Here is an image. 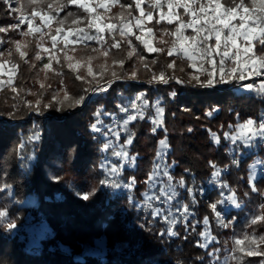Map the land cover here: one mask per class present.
<instances>
[{
	"label": "trees",
	"instance_id": "1",
	"mask_svg": "<svg viewBox=\"0 0 264 264\" xmlns=\"http://www.w3.org/2000/svg\"><path fill=\"white\" fill-rule=\"evenodd\" d=\"M149 1L142 4L145 10L150 6ZM14 2L12 4L17 11H11V3L5 4L0 0V27L8 29L0 32V63L7 61L6 64L12 67L18 65L14 85L22 89L19 95L8 87L0 90V211L6 213L0 218V264H217L209 252L219 257L220 264L229 251H232V257L237 258L231 259L229 264H260L264 256H246L234 251V241L253 232L264 234V222L249 223L254 215L264 211L260 208L264 197L253 192L249 185L252 165L262 162V159L264 169V145L255 142L247 148L241 144L234 151L231 137L237 127L249 118L257 123L264 118V92L260 91L261 88L245 89L246 83L235 78L227 83H215L212 87H201L189 78L193 74L200 75L198 59L193 67L191 61L181 59L175 53L167 54L175 37L164 35V32L174 30L175 22L171 25L166 20L156 23L159 15L155 9L153 19L147 25L159 38L154 39L155 48H162L163 52H149L134 35L130 36L128 39L135 46L136 54L131 59L127 58L130 49L126 42H122L119 49H111L106 58L107 71L101 78L99 66L105 63V58L91 51L100 45L94 41L87 42L88 47L78 44L76 51L71 52L76 60L87 55L99 56L92 61L97 78L90 85L76 79L77 73L67 67L64 52L60 51L63 46L57 45L53 49L52 41L45 35L52 70H43L42 58L35 59L41 50L37 44L43 41L38 35H21L27 30L26 22L16 29L10 26L18 24L21 15H30L33 8L50 11L46 5L54 4L55 0H43L36 5H31L29 0ZM129 4H133V0H119L110 11L105 12L102 8L98 11L105 18L123 13L125 19L135 23L133 17L140 15L139 10L134 6L131 9L120 7ZM69 12L86 15L75 5H67L62 11H54L53 15L56 20H63ZM179 12L183 10L179 9ZM57 26L54 21L53 34ZM63 27L75 26L69 18ZM133 32L139 35L138 29L133 28ZM116 38L119 40V35ZM161 40L165 43H160ZM14 41L27 44L26 48L22 47V51L27 53L25 59L22 60L16 52ZM111 42L109 39L108 43ZM254 50L262 54L258 44ZM54 56L59 57V64L52 58ZM141 56L147 68L140 62ZM113 59H123V67L113 66ZM154 60L156 63H152ZM173 61L175 67L169 68L168 64ZM231 66L229 61L226 68ZM204 67L211 69L212 65L205 64ZM113 71L117 78L107 91L95 95L93 91H84L113 79ZM133 71L136 72L135 79L131 78ZM161 71L184 82L170 79L167 84L149 83L153 74L158 75ZM57 72L62 75H57ZM79 75H86L85 68H80ZM200 79L206 80V74L200 75ZM216 79L219 80L218 75ZM65 88L70 99L61 105L53 96L59 92L58 99L63 100L65 93L62 89ZM172 92L176 95H170ZM141 93L149 100L148 109L143 119L137 115V119L127 125L128 132L134 133L127 151L130 157H135V166L129 163L116 175H109L110 182L116 181L121 186L101 185L100 180L105 179L107 170L111 168L107 156L113 152L111 147L103 149L105 140H112V134L105 137L102 132L111 128L113 132L120 133V142L124 143L128 132L122 134L119 131L115 116L124 121L134 109L129 108L125 113L120 107L129 105ZM81 95L85 96L84 102L73 105V100ZM37 99L41 101L38 111ZM157 100L164 108L163 123L153 132L154 125L149 117L155 115L152 105ZM48 104L51 106L45 107ZM98 112L101 115L97 116ZM209 112L212 114L207 115ZM98 119L102 121L97 125L101 132H94L91 125ZM112 125L114 127H110ZM33 133H38L39 138L29 141ZM165 137L170 146L167 163L173 166L170 173L176 182L181 177L185 180L179 201L189 206L186 215L173 212L177 218L173 231L179 233L177 236H169L168 224L161 216H153L152 209L143 203L145 194L150 193L149 174L157 162L158 144ZM212 164L216 167L213 168ZM217 170L221 171L220 175L209 187L212 173ZM132 178L134 183L127 186ZM253 183L264 192V174ZM160 187L157 186L153 193L159 194ZM189 188L193 190L191 193ZM93 191L94 195H90L88 200L80 198V195ZM227 193H235L239 208L229 204ZM221 199L225 203L217 205V211H222L225 223L231 221L226 228L220 226L210 207ZM152 204L159 207L155 200ZM205 217H208L207 224ZM9 222L16 227L9 229ZM32 225L47 229L37 241L28 229ZM208 225L216 240L202 248L198 243H204L201 233ZM100 239L104 243L98 247L96 241ZM243 246H248L247 241ZM260 248L264 251V245Z\"/></svg>",
	"mask_w": 264,
	"mask_h": 264
},
{
	"label": "snow or ice",
	"instance_id": "2",
	"mask_svg": "<svg viewBox=\"0 0 264 264\" xmlns=\"http://www.w3.org/2000/svg\"><path fill=\"white\" fill-rule=\"evenodd\" d=\"M5 4H9V0H3ZM43 0H29L31 5H36L42 3ZM119 3V0H111V3H106L105 0H55V3H48L46 6L50 10L45 13L42 11H37L33 8L30 12L29 17H25L21 15L20 21L16 25H11L10 27L16 29L22 23H27V30L22 32L21 35H37L39 34V39L43 41L45 35L49 37L52 41L51 47L55 49L57 47V37H60V42L63 43L64 47L60 49V51L64 52V60L67 63V67L71 69L73 72L77 73L76 79L81 80L85 83L92 84L93 81H96L97 73L94 72L92 67V61L95 59H99V56L87 55L85 57H81L79 60H75L74 57L68 55V51L75 52L76 49L73 47L71 49L68 48L69 45L75 44H83L85 47H88L89 41H94L100 47L92 48L91 51L93 53H99L101 56L105 58V63L100 65L99 75L101 78L103 74L107 71V57L110 55V51L113 48L119 49L121 47L122 42H126L129 46V51L127 53V58L131 59V57L136 54V48L132 45L131 39H128L130 36H135L136 40H139L144 47L149 52H163L162 48H155L150 46L148 41L144 40L141 35H136L133 32V28L140 30V32H144V24L145 21L151 22L153 19V10H158L159 18L156 20V23H160L161 21H165L168 24H173L175 22V28L171 32L165 30L164 35H172L175 39L172 41L171 47L167 49L168 55H173L174 53L181 59H187L191 61V66H196L197 59L199 60L200 67V75L207 76V79L201 81L200 75L193 74L191 76L192 80H195L197 84L201 87H212L215 83H227L231 79H239L244 80L245 72L247 69H251L252 75H264V73L260 72V69H264V0H151L150 6L147 10L142 7V4L145 3V0H133V4L129 5H120L122 9L128 8L131 9L133 6L139 10L140 15L137 17H133L135 23L132 20H128L124 18L123 13L118 14L117 17H108L105 18L102 13L97 11L100 8H103L105 12L110 11L111 7L115 6ZM67 5H75L77 8L81 9L83 13L86 15L78 16L75 13L69 12L65 19L56 20V17L53 15V12L56 10H64ZM11 11H17L15 8H11ZM165 8L167 11H165ZM177 9H182L183 12L176 11ZM128 15L131 16V12H128ZM187 17V19H185ZM39 19L40 24L43 25H34V21ZM71 18V23L75 27H70L65 31L64 24L67 19ZM116 20L117 22H113ZM55 23L58 25L54 29V34L52 31V24ZM84 25L81 27V25ZM48 28V32H44L43 29ZM191 29V35H185V30ZM8 31L7 28L0 27V32ZM149 34H153V30L151 28L147 29ZM63 33V35H62ZM119 35L120 39L118 40L116 37ZM111 39V44L108 43V40ZM260 46L261 55H257L255 49V44ZM16 52L19 54L20 58L23 60L27 56L25 51H22V47L26 48L27 44H23L20 41H14ZM160 43H165V41L161 40ZM37 47L42 49L44 52H48L47 48H44L43 43H38ZM11 51H9V55H11ZM2 55V53H0ZM216 57H219L217 60ZM42 57L39 52L36 53L35 59L40 60ZM56 60V63H60L59 57H52ZM231 61V67H227V63ZM27 62V61H25ZM140 62L144 64V67L147 68L148 65L144 63V58L140 57ZM5 63H8L5 61ZM152 63H156V61H152ZM113 66L119 65L123 67L124 60H116L112 61ZM205 64H211L212 68L204 67ZM34 66V65H33ZM4 67V64H0V69ZM83 67L86 70V75H79V69ZM169 68L175 67V61L168 64ZM18 70V65H13V73L8 77L7 81L0 80V90H3L4 87H8L12 92L19 95V92L22 89H17L14 85V76L15 72ZM43 70H52L51 68V59L49 63L44 64ZM57 75H62L61 72H57ZM113 79L117 78L116 72L113 71L111 73ZM217 75L219 76V80L216 79ZM88 77L92 79L89 80ZM131 78H136V72L133 71L131 74ZM170 79H175L177 83H183L184 81L180 80L175 76H167L163 71H161L158 75L153 74L151 81L149 83L155 81L158 83L167 84ZM63 83V81H61ZM110 86L112 81H107ZM44 87V84L41 83V88ZM246 88L252 89L253 84L245 85ZM65 93L64 99L59 100V92H56L53 96L54 100H57L61 105L64 104L65 101L69 100L70 97L67 93L66 88L62 89ZM87 91L93 92H103L107 91L105 87H92L90 89H85ZM261 92H264V85L261 86ZM31 94V93H29ZM170 95L175 96L176 93L172 92ZM85 100V96L81 95L78 99L73 100V105L82 104ZM141 101L140 104H137L135 101ZM40 99H37V111L39 110ZM31 106V105H29ZM51 105H45V107H50ZM149 100L146 98L144 93L136 96L135 100L132 101L129 105L121 106L120 110L122 112L127 113L129 108L136 109L137 115L143 119L145 111L148 109ZM15 107V105H14ZM153 109L155 110V115L149 117L150 121L154 125L152 131L155 132L157 127L162 125L163 123V113L164 108L160 107V101L157 100L153 105ZM209 112L207 115H211ZM97 116L101 115V113H96ZM137 115L129 114L127 118L123 121L122 127L126 132H128L127 125L129 121H134L137 119ZM102 124V121L99 119L97 123L91 125V129L94 132H101V128L97 125ZM242 129V134L247 135V139L244 141L246 146H251L250 141L252 138L259 136L260 138H264V118H261L259 123L255 120L249 118L244 122L243 125H239ZM246 130V132L244 131ZM191 132V129H188ZM111 133L117 139L119 138V133L113 132L111 128L108 129L107 132H102V135L105 137ZM215 138V133L212 134ZM134 133L128 132L127 139L124 144L117 146L113 144L112 140L106 139L103 144V149L107 150L108 148H113V155L116 157L127 158L129 163H134L135 157H128V153L126 151V145L132 143ZM225 137L228 138V134H225ZM39 138L38 133H33L32 136L28 138L29 141L35 140ZM233 141H235L236 137H231ZM21 148L24 147L23 144L20 145ZM170 146L168 145L167 137L161 139L158 144L156 158L158 162H155L153 165L152 172L149 174V180H154L155 177H167V183L163 180L160 181L161 187L159 188V194L153 193L151 196L145 194L144 197V206L152 209L153 216H161L164 221L168 224L167 234L169 236H177L179 233L173 231V226L177 223V218L173 215L172 205L169 203L170 201L176 198V186L180 187L185 186V180L181 177L176 184L172 183V176L169 174L168 165L164 163V157L167 155ZM236 163V161H233ZM211 164V162H210ZM213 168L216 166L214 164L211 165ZM102 168H106V165H102ZM123 165L120 167L112 166L107 170L105 179L100 180L101 185H107L111 183L112 187L121 186L116 181H109V175H116L122 170ZM220 173L218 171H214L212 173L213 178H218ZM58 179V178H57ZM254 174L249 175V185L253 192L259 193L262 197H264V192H261L258 188L255 187L253 183ZM134 183V178L129 182L127 186H131ZM223 187H227V185H223ZM151 191V188H150ZM193 190L191 188L188 189V192L191 193ZM78 195H80L78 193ZM90 195H94V191L92 193H84L80 195V198L83 200H88ZM247 196L248 194L245 193ZM163 197V204L166 207H153L152 201H161ZM227 200L239 208L240 204L237 202L235 193L233 195L227 197ZM225 201L223 199L218 200L216 203L211 204L210 207L212 211L215 213L218 222L221 227H228L231 224V221L225 223L224 218L222 216V211H217V205L224 204ZM183 209L182 214L186 215L189 211L188 205H182ZM181 208H177L176 211H181ZM260 208L264 210V204L260 205ZM6 216V213L0 211V218ZM205 224L208 223V217L204 218ZM264 222V211H262L258 215H254L252 219L249 221L250 225H256L258 223ZM7 227L9 229L15 228L16 225L12 222H9ZM164 233L162 232L161 235ZM201 236L204 237V243H198L199 247L207 248L209 240H215V237H212L207 232L201 233ZM247 241L248 246L244 247L243 245ZM104 243L103 239L97 240V246H102ZM235 248L234 251H239L244 253L246 256H264V251H261L260 246L264 245V234L256 235L255 232L252 234H245L243 239H235L234 241ZM208 255L213 258V260L219 262V257L215 255L214 252H209ZM231 259H237L235 256L231 257ZM241 260L243 257L240 258ZM228 258H225V264H227ZM260 264H264V260L260 261Z\"/></svg>",
	"mask_w": 264,
	"mask_h": 264
},
{
	"label": "rangeland",
	"instance_id": "3",
	"mask_svg": "<svg viewBox=\"0 0 264 264\" xmlns=\"http://www.w3.org/2000/svg\"><path fill=\"white\" fill-rule=\"evenodd\" d=\"M145 1H149V0H145ZM105 2L106 3H111V0H105ZM150 3H151V1H149ZM9 3H11V8H15V9H17V7L16 6H13V4L12 3H15L14 2V0H9ZM103 9V8H102ZM99 10V9H98ZM97 10V11H98ZM165 11H167V9H165ZM176 11H178L179 12V9H177ZM19 12H20V9H19ZM47 12H49V11H46L45 13H47ZM25 17H29L30 15L29 14H27V15H24ZM153 16H154V14H153ZM149 22L148 21H145V24H144V32H140V30H139V35H141L142 37H143V39L144 40H146V41H148V43L150 44V46H152V47H155L154 46V44H153V42H154V39L155 38H157V39H159L158 38V36H156V34L153 32V34H149L148 32H147V29H149V27H148V24ZM34 25H40L41 27H43V25H41L40 24V21H39V19L37 18L35 21H34ZM81 27H83V26H81ZM47 29L48 28H44L43 29V31L44 32H47ZM189 30L191 31V29H186L185 30V35H191L192 34V32L190 33L189 32ZM65 31H67V29H65ZM38 36H39V34H37ZM62 35H63V33H62ZM45 37V36H44ZM57 40H58V43H57V45H61V46H63L64 47V45H63V43L62 42H60V40H61V38L59 37V38H57ZM254 43V42H253ZM43 45H44V48H47L48 50L50 49L49 48V45L47 44V42H45V40H44V38H43ZM76 45H78V44H75V45H69L68 46V48L69 49H71V48H76L75 46ZM22 50V49H21ZM71 52L72 51H68V55L69 56H72V54H71ZM257 54V53H256ZM40 55H41V57H42V60H43V62H44V64H46V63H49V60H50V51H48V52H44L42 49L40 50ZM257 55H260V54H257ZM73 57V56H72ZM76 60V59H75ZM0 64H4V67L2 68V69H0V80H3V81H7L8 80V77L10 76V75H12V73H13V67L12 66H10V65H8V64H6V63H0ZM80 70V69H79ZM260 72L261 73H264V69H260ZM246 78L243 80L244 81V83H246L245 85H247V84H253V88L252 89H260L261 88V86L263 85V83H264V75H252L251 74V69L249 68V69H247L246 70ZM175 74V73H174ZM191 76L192 75H190L189 76V78H191ZM188 77V76H187ZM112 82H113V80L114 79H110ZM109 81V80H108ZM107 81H105V82H102L100 85H102V84H104V83H106ZM100 85H99V87H100ZM245 85H244V87L243 88H245V89H248V88H246L245 87ZM248 90H250V89H248ZM95 93H98V92H95ZM137 104H140L139 103V101L138 100H136L135 101ZM131 115H137V112H136V109H134V110H132L131 112ZM115 125L116 126H118L119 127V131L122 133V134H125V133H127L125 130H124V128L122 127V124H123V120H121L120 118H118V117H116L115 116ZM240 125H243V124H240ZM110 127H114L113 125L112 126H110ZM245 132H246V130H244ZM117 133H119V132H117ZM248 135H250V134H247V135H244V134H242V129L238 126L237 127V131H236V133L233 135V137H236V139H235V141H233L232 140V148L234 149V151L235 150H238L239 149V146L241 145V144H244L245 145V143H244V141L247 139V136ZM113 136V135H112ZM112 141H113V144L115 145V146H117V150H118V145H121V144H124V143H121L120 142V133H119V138L117 139L115 136H113L112 137ZM255 142H258V144L259 145H264V138H260L259 136H257V137H254V138H252V140L250 141V144L252 145L253 143H255ZM127 147H128V145H126V151H127ZM245 147H247V148H249L250 146H246L245 145ZM129 151H127V153H128ZM128 157H130V154L128 153ZM261 161L262 162H258V163H255V164H253L252 165V167H251V174H254V179H253V182H254V180L259 176V175H261V174H264V169H263V166H261L262 164H263V160L261 159ZM158 162V161H157ZM107 163H109V165H110V167H112V166H117V167H120L121 165H127V164H129V161H128V159L127 158H121V157H116L115 155H113V152H112V154L111 155H109V156H107ZM164 163L166 164V165H168V171H169V174L171 175V173H170V169L173 167L172 165H170V164H168L167 163V158H166V156L164 157ZM132 166H135V160H134V163H132L131 164ZM219 173L221 172L220 170H217ZM172 176V175H171ZM172 178H173V176H172ZM216 179V178H215ZM214 178H212V180L209 182V187L212 185V183H213V181L215 180ZM161 180H163L165 183H167V177H155L154 178V180H152L151 182H150V188H151V191H150V193L149 194H147V195H149V196H151L152 194H153V192H156L157 190H156V187L157 186H159V185H161V183H160V181ZM172 183L173 184H176V181L174 180V178L172 179ZM221 185H222V183H221ZM162 186V185H161ZM177 186H179V185H177ZM176 186V193H177V195H176V198L174 199V200H172V201H170L169 203L172 205V207H173V209H172V212H177L176 211V209L177 208H181V206L182 205H184V203L183 202H180L179 201V193H180V189H181V187L179 186V187H177ZM157 194V193H156ZM232 194H225V196H226V198L227 197H229V196H231ZM163 197L161 198V201H157V203L159 204V207H161V208H163V206H160V205H164L163 204ZM176 204V206H174ZM182 204V205H181ZM229 204H231L230 202H229ZM166 206V205H165ZM182 212H183V209L181 208V211H179V214L180 215H184V214H182ZM207 229L205 230V232H207V233H209V235L210 236H212V237H215L213 234H212V232H211V229H210V226L208 225L207 227H206ZM29 231L31 232V235H32V238L34 239V240H38L39 238H41L42 236H44L45 234H46V232H47V229L44 227V226H34V225H32V226H29ZM215 240H216V238H215ZM215 240H209L208 241V245L209 244H211L212 242H214ZM204 242H205V240H204ZM217 254V253H216ZM217 256V255H216ZM226 257L228 258V262H227V264H229V261L231 260V257H232V251H229L228 252V254L226 255ZM225 257V258H226ZM225 258L221 261V263L220 264H225Z\"/></svg>",
	"mask_w": 264,
	"mask_h": 264
},
{
	"label": "built area",
	"instance_id": "4",
	"mask_svg": "<svg viewBox=\"0 0 264 264\" xmlns=\"http://www.w3.org/2000/svg\"><path fill=\"white\" fill-rule=\"evenodd\" d=\"M109 85H108V83L106 82V83H104V84H102V85H100V87H105V88H107ZM96 93L95 92H93V95H95ZM91 98V97H90Z\"/></svg>",
	"mask_w": 264,
	"mask_h": 264
}]
</instances>
